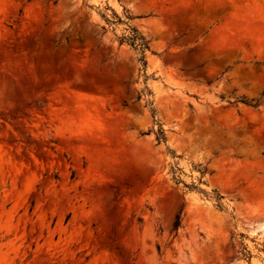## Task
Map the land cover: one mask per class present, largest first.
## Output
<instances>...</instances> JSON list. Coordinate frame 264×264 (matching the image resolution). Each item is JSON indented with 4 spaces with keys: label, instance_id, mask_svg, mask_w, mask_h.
<instances>
[{
    "label": "rangeland",
    "instance_id": "rangeland-1",
    "mask_svg": "<svg viewBox=\"0 0 264 264\" xmlns=\"http://www.w3.org/2000/svg\"><path fill=\"white\" fill-rule=\"evenodd\" d=\"M263 229L264 0H0V264H264Z\"/></svg>",
    "mask_w": 264,
    "mask_h": 264
},
{
    "label": "trees",
    "instance_id": "trees-1",
    "mask_svg": "<svg viewBox=\"0 0 264 264\" xmlns=\"http://www.w3.org/2000/svg\"><path fill=\"white\" fill-rule=\"evenodd\" d=\"M136 37L137 36L135 35V38L133 40H138L139 39V43L138 44L143 48L145 46V42L143 41V39L141 37H137V38ZM178 222H179V220L177 219V221L175 222V225H177Z\"/></svg>",
    "mask_w": 264,
    "mask_h": 264
},
{
    "label": "bare ground",
    "instance_id": "bare-ground-1",
    "mask_svg": "<svg viewBox=\"0 0 264 264\" xmlns=\"http://www.w3.org/2000/svg\"><path fill=\"white\" fill-rule=\"evenodd\" d=\"M215 219V218H214ZM216 219H218V218H216ZM216 221V220H215ZM263 231H264V229H263Z\"/></svg>",
    "mask_w": 264,
    "mask_h": 264
}]
</instances>
